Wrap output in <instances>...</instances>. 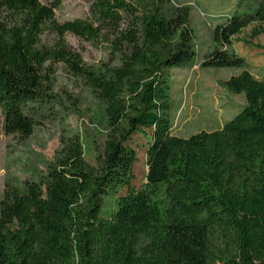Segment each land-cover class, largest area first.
I'll use <instances>...</instances> for the list:
<instances>
[{"label":"trees","instance_id":"1","mask_svg":"<svg viewBox=\"0 0 264 264\" xmlns=\"http://www.w3.org/2000/svg\"><path fill=\"white\" fill-rule=\"evenodd\" d=\"M62 2L0 0L3 129L25 139L54 113L61 62L98 101L106 139L93 167L79 134H63L52 161L6 188L0 264H264V77L232 47L251 23L253 37L264 35V0H237L199 64L240 68L221 85L244 105L219 128L187 137L171 132L167 74L197 64L189 6L92 0L90 17L58 22ZM46 30L51 44L42 42ZM66 33L109 40L115 63L87 65ZM146 130L145 182L136 188L129 141Z\"/></svg>","mask_w":264,"mask_h":264},{"label":"rangeland","instance_id":"2","mask_svg":"<svg viewBox=\"0 0 264 264\" xmlns=\"http://www.w3.org/2000/svg\"><path fill=\"white\" fill-rule=\"evenodd\" d=\"M46 3L48 0H40ZM92 0H63L54 11L58 22L90 17ZM189 6V24L193 30L192 45L195 51L192 69L169 70V102L167 111L172 121V134L187 137L200 130H213L224 121L233 117L244 105L243 95L229 93L221 81L241 71L237 67H201L204 55L213 48V28L224 21L236 7L237 0H174ZM255 23L245 27L232 39L235 53L243 57L246 68L256 78L264 77V35H251ZM105 32V31H104ZM42 42L51 44L56 35L46 30ZM65 42L77 51L87 65L99 67L114 64L115 53L109 40L99 37L88 40L71 33L64 35ZM250 42V44L247 43ZM252 44V45H251ZM53 92L58 103L54 113L37 119L33 132L25 139L15 134H7L3 129L0 114V200L8 187L20 186L22 181L33 175L28 167L44 168L42 161H52L60 147L64 134H79L84 146V158L93 167L98 165V155L106 139L102 110L98 101L83 84L59 62L54 64ZM137 133L129 141L136 149L137 159L133 164L136 188L145 182L146 149L151 141L152 132ZM32 169V168H31ZM122 190L121 193H124ZM113 198L105 199V208L112 206ZM214 264H226L216 261Z\"/></svg>","mask_w":264,"mask_h":264},{"label":"crops","instance_id":"3","mask_svg":"<svg viewBox=\"0 0 264 264\" xmlns=\"http://www.w3.org/2000/svg\"><path fill=\"white\" fill-rule=\"evenodd\" d=\"M196 65H197V64H196ZM196 65H194V66H196ZM194 66H193V67H194ZM191 69H192V68H191ZM175 70H181V71H182V70H187V69H185V68H175ZM221 125H222V124H221ZM221 125H220V126H221Z\"/></svg>","mask_w":264,"mask_h":264}]
</instances>
